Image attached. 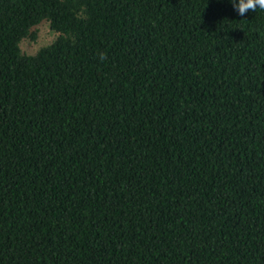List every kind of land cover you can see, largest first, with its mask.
Masks as SVG:
<instances>
[{"label": "trees", "instance_id": "16d2710c", "mask_svg": "<svg viewBox=\"0 0 264 264\" xmlns=\"http://www.w3.org/2000/svg\"><path fill=\"white\" fill-rule=\"evenodd\" d=\"M0 264H264V10L0 0Z\"/></svg>", "mask_w": 264, "mask_h": 264}, {"label": "rangeland", "instance_id": "374dc122", "mask_svg": "<svg viewBox=\"0 0 264 264\" xmlns=\"http://www.w3.org/2000/svg\"><path fill=\"white\" fill-rule=\"evenodd\" d=\"M34 28L36 30V36L34 39L24 37L19 42L20 48L24 52H33L38 46L50 41L55 34V32L50 29L48 23L45 20L38 22L36 25H34Z\"/></svg>", "mask_w": 264, "mask_h": 264}, {"label": "clouds", "instance_id": "9594fccd", "mask_svg": "<svg viewBox=\"0 0 264 264\" xmlns=\"http://www.w3.org/2000/svg\"><path fill=\"white\" fill-rule=\"evenodd\" d=\"M233 8L241 16L245 15L248 11L255 12L257 8L264 10V0H229Z\"/></svg>", "mask_w": 264, "mask_h": 264}]
</instances>
